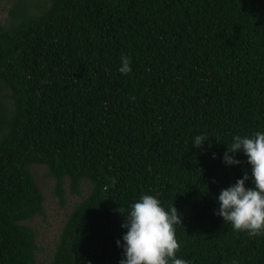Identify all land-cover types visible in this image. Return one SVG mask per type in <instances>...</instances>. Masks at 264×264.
Listing matches in <instances>:
<instances>
[{
	"label": "trees",
	"instance_id": "1",
	"mask_svg": "<svg viewBox=\"0 0 264 264\" xmlns=\"http://www.w3.org/2000/svg\"><path fill=\"white\" fill-rule=\"evenodd\" d=\"M12 16L0 24V264H37L34 165L63 205L66 186H88L48 264H119L118 209L142 194L177 209L189 264H264V235L215 214L220 190L251 176L239 150V165L222 162L227 144L264 131V0H47Z\"/></svg>",
	"mask_w": 264,
	"mask_h": 264
},
{
	"label": "clouds",
	"instance_id": "2",
	"mask_svg": "<svg viewBox=\"0 0 264 264\" xmlns=\"http://www.w3.org/2000/svg\"><path fill=\"white\" fill-rule=\"evenodd\" d=\"M120 61L118 71L131 73V58L122 55ZM207 140L203 135H196L192 144L200 147ZM238 150L251 165V176L245 170L235 183L220 190L216 196L219 207L215 214L235 231H245L250 237L264 235V131L233 135L222 162L226 166L239 165L241 161L236 158ZM216 155L213 153L214 158ZM249 180L252 187L246 186ZM118 211L125 216L121 227L127 230L116 241L117 246L123 249L119 264H189L176 255L180 244L176 239L175 225L182 223L176 208L166 210L156 196L142 194L127 211L121 206Z\"/></svg>",
	"mask_w": 264,
	"mask_h": 264
},
{
	"label": "rangeland",
	"instance_id": "3",
	"mask_svg": "<svg viewBox=\"0 0 264 264\" xmlns=\"http://www.w3.org/2000/svg\"><path fill=\"white\" fill-rule=\"evenodd\" d=\"M38 1L44 2L47 0H0V24L8 26L11 23L12 12L19 3L28 2L32 9L36 10ZM5 102L9 103L8 100ZM32 171L40 182L45 195V213L36 215L28 220L26 224L33 227L37 234V264H48L53 259L61 231L69 214L73 210L75 203L86 195L88 186L84 185L81 197L72 195L70 188L66 186L67 201L63 205L55 190L56 180L47 174V167L34 165L32 166Z\"/></svg>",
	"mask_w": 264,
	"mask_h": 264
}]
</instances>
